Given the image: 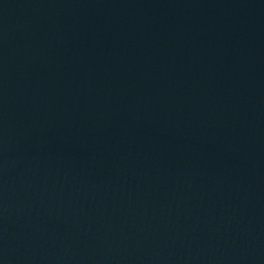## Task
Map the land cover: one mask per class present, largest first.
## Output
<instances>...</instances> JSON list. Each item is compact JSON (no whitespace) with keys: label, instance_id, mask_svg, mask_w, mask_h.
Instances as JSON below:
<instances>
[{"label":"water","instance_id":"95a60500","mask_svg":"<svg viewBox=\"0 0 264 264\" xmlns=\"http://www.w3.org/2000/svg\"><path fill=\"white\" fill-rule=\"evenodd\" d=\"M0 264H264V0H0Z\"/></svg>","mask_w":264,"mask_h":264}]
</instances>
